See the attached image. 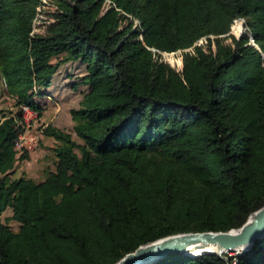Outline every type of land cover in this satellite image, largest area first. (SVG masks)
<instances>
[{
	"label": "trees",
	"instance_id": "trees-1",
	"mask_svg": "<svg viewBox=\"0 0 264 264\" xmlns=\"http://www.w3.org/2000/svg\"><path fill=\"white\" fill-rule=\"evenodd\" d=\"M57 1V21L29 40L37 0H0V88L19 108L0 117V217L11 209L19 224L0 218V264H114L166 236L242 226L264 205V67L228 32L243 18L264 54V0H112L131 17ZM142 42L182 51V67ZM68 63L84 68L67 85L82 87L69 109L77 140L49 124L54 170L12 178L29 158L14 147L22 108L41 116ZM223 257L154 264H264V238Z\"/></svg>",
	"mask_w": 264,
	"mask_h": 264
},
{
	"label": "rangeland",
	"instance_id": "rangeland-1",
	"mask_svg": "<svg viewBox=\"0 0 264 264\" xmlns=\"http://www.w3.org/2000/svg\"><path fill=\"white\" fill-rule=\"evenodd\" d=\"M202 44H204V41ZM170 59L171 64L176 65L177 61L181 62V54H176L170 57ZM65 70L66 66L64 65L62 66L61 72L56 76L61 89L51 87L49 89V93L53 99H43L45 104L43 114L41 116H38L32 111H22L23 123L20 125L18 141L21 142L23 147L21 149H15L19 153L22 149H25L28 152L29 158L16 164L11 175L12 178L22 177L31 179L35 182H40L44 180L45 176L50 171L54 170L56 158L53 152V146L55 143L52 138L44 134V130L49 124L60 131L71 133L73 139L77 140L76 136L72 133V122L69 116V109L77 105L81 96L82 87H79L73 92L70 89L62 87L64 84L67 86L74 79L81 77L84 74V70L76 67L73 69V72L71 71L72 73H70V77L65 76ZM35 100L39 101V103L43 106L42 100ZM55 104H58L59 109H57ZM18 109L19 108L15 105L14 99L2 92L0 88V117L2 115H13L18 111ZM0 218L1 221L13 232L18 231L19 224L13 219L11 209H6L1 214Z\"/></svg>",
	"mask_w": 264,
	"mask_h": 264
},
{
	"label": "water",
	"instance_id": "water-1",
	"mask_svg": "<svg viewBox=\"0 0 264 264\" xmlns=\"http://www.w3.org/2000/svg\"><path fill=\"white\" fill-rule=\"evenodd\" d=\"M262 238H264V205L251 213L245 223L237 229L225 232L173 234L138 246L133 252L125 254L114 264H154L170 254L191 257L216 254L226 260L223 254L240 250L247 251L254 242Z\"/></svg>",
	"mask_w": 264,
	"mask_h": 264
},
{
	"label": "built area",
	"instance_id": "built-area-1",
	"mask_svg": "<svg viewBox=\"0 0 264 264\" xmlns=\"http://www.w3.org/2000/svg\"><path fill=\"white\" fill-rule=\"evenodd\" d=\"M66 1L68 2V4L70 6H74L76 4V2H77V0H66ZM110 8H114L117 12L125 14L128 17H131L130 15H127L126 13H124L120 8H118L113 3L112 0H102V6H101V10H100L99 15H103ZM60 13H62V8L59 6L57 0H37V3L35 5V10H34V13H33L32 19H31V23H30V32H29V35H28L29 40L41 35L48 26H50L51 24L55 23L57 21L58 14H60ZM135 20H136V18L132 19L133 23H134ZM236 20H239L241 22V26H242V31L239 33V35H234V34L230 33L231 32V27H232L233 23ZM236 20H234L231 23L228 35L232 36L235 40H239V38L242 35H245L247 37V39H248L247 44L250 47L254 48L255 50H257L259 52L260 59H261V65L264 67V54L261 51V49L259 48V46L255 43L251 33L245 28L243 18H238ZM142 31H143V28H142L141 31H139L140 32V36L139 37H140L141 40H142V38H141V32ZM207 38L212 40L211 49H212V51H214L215 47H214V44H213V39L215 38V36L208 35ZM204 40H205V38H200L195 43V45H202V42ZM142 44L144 45V47L146 49H148L152 53V55L155 58H156V55H160L162 61H163L164 56H168L169 55V56L172 57V56H174L176 54H181L182 53V51H180V50H178L176 52H173V53L162 52V51H160V50H158V49H156L154 47H150V46L145 45L143 42H142ZM164 61H165V59H164ZM165 63H166V61H165ZM48 99H50V98H48ZM55 106L57 107V109H59L58 104H55ZM22 110L29 111L27 107H23ZM19 129H20V124H17V137H16V139L14 141V147L16 149H21L23 147L21 142L18 141Z\"/></svg>",
	"mask_w": 264,
	"mask_h": 264
},
{
	"label": "crops",
	"instance_id": "crops-1",
	"mask_svg": "<svg viewBox=\"0 0 264 264\" xmlns=\"http://www.w3.org/2000/svg\"><path fill=\"white\" fill-rule=\"evenodd\" d=\"M66 66V74L68 73H72L73 72V69H75L76 67L78 68H81L84 70V68H82L81 66L79 65H76V64H71V63H68L65 65ZM62 69V66L60 67ZM59 68L57 74L54 76L53 78V82H52V88H55V89H61V87L59 86L60 83L58 81V78L56 77L60 72H61V69ZM72 71V72H71ZM65 74L66 77H68L67 75ZM57 81V82H56ZM62 88H66L68 89V87L64 84Z\"/></svg>",
	"mask_w": 264,
	"mask_h": 264
},
{
	"label": "bare ground",
	"instance_id": "bare-ground-1",
	"mask_svg": "<svg viewBox=\"0 0 264 264\" xmlns=\"http://www.w3.org/2000/svg\"><path fill=\"white\" fill-rule=\"evenodd\" d=\"M134 22H135V25H136V26H140V23H139L138 20H135ZM238 32H239V27H238L237 22H235V23L232 25V27H231V33H233V34H237ZM241 251H242V250H240V251H236V252H234V253H230V254H232V255H234V254H238V253H241ZM243 251H245V250H243ZM243 251H242V252H243Z\"/></svg>",
	"mask_w": 264,
	"mask_h": 264
}]
</instances>
